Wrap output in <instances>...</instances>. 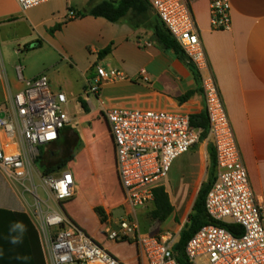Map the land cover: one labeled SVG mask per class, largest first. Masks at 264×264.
Returning a JSON list of instances; mask_svg holds the SVG:
<instances>
[{
  "label": "built area",
  "instance_id": "obj_1",
  "mask_svg": "<svg viewBox=\"0 0 264 264\" xmlns=\"http://www.w3.org/2000/svg\"><path fill=\"white\" fill-rule=\"evenodd\" d=\"M23 11L53 0H16ZM158 19L166 26L200 74L201 90L208 119L206 142L215 149L216 178L206 197V211L214 221L236 225L242 233L208 224L188 241L185 254L189 264H264V194L251 187L217 82L209 72L199 29L188 0H147ZM211 26L215 31H231L230 0H209ZM78 15L70 10L68 19ZM149 45V44H148ZM96 76L88 93L96 96L103 83L125 79L116 69L95 68ZM143 80L150 78L145 70ZM19 79L24 89L8 90L5 109L0 107V167L12 178L32 177L40 146L55 143L71 122L64 92H54L47 76ZM2 78L0 51V79ZM113 139L115 170L130 209L144 208L154 200V189L165 180L175 160L198 142L200 129L191 126L192 114L186 111L143 109L102 104ZM3 115V116H2ZM53 205L43 202L33 211L45 246L48 264H119L65 213L62 203L75 197L77 185L71 171L41 177ZM107 221L105 233L112 243L132 240L147 264H179L169 234L144 236L134 214L126 213L116 223Z\"/></svg>",
  "mask_w": 264,
  "mask_h": 264
},
{
  "label": "crops",
  "instance_id": "obj_2",
  "mask_svg": "<svg viewBox=\"0 0 264 264\" xmlns=\"http://www.w3.org/2000/svg\"><path fill=\"white\" fill-rule=\"evenodd\" d=\"M9 1L12 2V6L8 5ZM98 2L97 0L95 3ZM230 2L232 30L215 31L211 26L210 1L188 0L199 29L209 72L215 78L224 101L252 190L256 195H263L264 0ZM41 6V14L30 15L27 21L38 33V38L31 44L41 42V45L33 50L48 48L51 56L60 58V63L66 62L71 66V70H77L80 78L77 82L83 86L84 93L96 76L95 66L107 70L116 69L126 76L125 79L101 85L99 93L93 95L96 102V106H93L96 110H101L104 104L186 111L192 116L205 113L201 85L191 65L179 59L172 50L161 48L154 40L150 27L133 25L131 14L113 23L101 17L79 16V12L86 9L87 0H53ZM70 10L77 13L78 17L68 19ZM24 13L26 11L19 7L16 0H0V37L4 43L15 41L14 35H10L12 33L10 26L20 23ZM156 18L158 17L153 13V20ZM58 26L61 28L52 33L51 31ZM107 48H111V53L101 57L100 53ZM16 52H20V49ZM8 62L1 52L0 103L5 101L4 104L7 103L8 90L17 93L25 87L24 82L19 79V71L24 80L42 76V72L24 75L22 67H16V75H13L10 73ZM142 70L148 73L149 82L143 80L140 74ZM53 76L54 72L49 71L47 77L51 89L53 88L54 92H63L56 88ZM191 91L195 93L189 99L180 100ZM203 142L208 148L212 146L206 140ZM49 146L44 147L47 150ZM192 149L174 161L167 178L159 185L165 187L173 206V213L166 221L159 222L151 216L155 209L154 200L144 208L132 210L127 207L119 185L121 202L115 211H105L106 218L100 226H105L109 221L116 227L117 221L126 213H130L134 214L138 221L142 235L159 237L169 234L175 239L176 244L182 228L189 219L188 216L187 220L183 221L188 197L193 186L203 177L204 164L197 161L199 171L185 192L174 186L170 173L178 161L185 158L194 159L189 155ZM206 153L208 155V152ZM28 182L31 187L26 185ZM43 202L45 200L39 196L33 175L24 181H18L0 167V264H41V254L44 263L48 264L41 231L33 217V211L38 204L45 207ZM117 210L121 211V214H115ZM98 218L100 220L99 215ZM178 225L182 228L178 229ZM128 241L134 248V254L130 257L114 255L119 264H147L140 257L134 242Z\"/></svg>",
  "mask_w": 264,
  "mask_h": 264
},
{
  "label": "rangeland",
  "instance_id": "obj_3",
  "mask_svg": "<svg viewBox=\"0 0 264 264\" xmlns=\"http://www.w3.org/2000/svg\"><path fill=\"white\" fill-rule=\"evenodd\" d=\"M96 1L94 0V3ZM89 2L90 0H87V6ZM7 3L12 6L11 1ZM41 9L42 6H39L29 12L26 11L20 23L10 26L12 32L10 35H14L15 41L4 43L0 37V51L9 61L8 67L13 75H16V67H22L24 75L42 72V76H47L49 71L50 73L54 72L53 77L55 85H57L56 88L65 92L68 96V104L64 105L63 108L68 111L71 122L63 130L58 143L49 146L47 150L44 146L38 148L39 153L44 155L41 163L46 166H54L67 156H75V161L63 169V171L68 170L74 174L78 186L74 201L67 204V214L112 254L130 257L134 254L133 246L129 243H112L108 241L106 236L102 234L103 230L100 227L98 213H96V208H101L104 212L106 210L109 212L115 211L121 199L114 165L112 140L105 119L100 114L101 110L94 108L96 106L95 97L87 95L88 89H85L84 93L83 86L77 82L80 79L77 70H71V66L66 62L60 63V58L51 56L48 48L24 50L25 45L31 44L35 38H38L37 31L31 28L27 22L29 16H39ZM146 27L149 28L150 26L147 25ZM19 49L20 52H16ZM3 102L5 103V101H2L0 107L5 109L6 104ZM90 102L92 105H90ZM83 103L87 105L88 110L83 108ZM206 152H208V155ZM189 155L193 156L194 159L185 158L178 161L170 173L174 186L185 192L199 171L197 163L201 164L203 162L204 164L203 177L193 186L188 197V205L183 218L184 222L191 213L200 185L204 180H207L210 167L209 148L206 147L205 142L199 141ZM41 177L43 176L39 170V165H33V178L39 196L47 201L48 205L52 206L53 203L48 197ZM26 185L31 187L29 182ZM27 197L32 200L29 194H27ZM44 209L46 210L45 207ZM117 213L121 214V211L117 210L115 214ZM181 228L178 225V229Z\"/></svg>",
  "mask_w": 264,
  "mask_h": 264
},
{
  "label": "trees",
  "instance_id": "obj_4",
  "mask_svg": "<svg viewBox=\"0 0 264 264\" xmlns=\"http://www.w3.org/2000/svg\"><path fill=\"white\" fill-rule=\"evenodd\" d=\"M153 13L154 12L152 10V7L150 6L147 0H103L98 3H94V0H90L86 9L84 11L79 12V16L90 15L96 18L101 17V18L107 19L110 22L115 23V22L120 21L127 15L131 14L133 25L137 27L140 25L147 26V22H149V26L153 30V36H154V40L156 41V43L163 49L172 50L178 56L179 59L187 61V57L184 51L182 50L180 45L177 43V41L172 37V35L170 34L166 26L158 18L153 20ZM60 28L61 27L58 26L55 29H53L51 32L53 33L54 31L59 30ZM40 45H41V42H35V43L27 45L25 48L27 51H31L33 49L38 48ZM110 53H111V48H107L100 53V56L105 57V56H108ZM191 68L195 73L198 83L200 84L201 79H200L199 72L196 70V68L193 65H191ZM194 93L195 91H191L187 93L186 95H184L180 100L186 101ZM82 106L85 110H88V107L86 104L83 103ZM100 114L104 117L102 113ZM105 122L107 124L108 130L110 133V129H109L106 119H105ZM191 126L193 128L200 129L199 141L200 142L205 141L208 135V119H207L206 113H202L200 115H193L191 117ZM62 134H63V131L61 132L59 139L55 143H53V145H55L56 143L60 141ZM110 137H111V134H110ZM111 140H112V147L114 151V144H113L112 137H111ZM43 156H44L43 154H39L38 158L35 161V164L39 165V170L43 177L58 174L62 172L63 169H65L70 163L75 161V156L70 155V156H67L61 159L60 162L54 166H46L41 163V159L43 158ZM209 157H210V167L208 169L207 180L203 183L198 193V196L194 202L192 212L189 215L188 222L185 224V226L181 230L179 240L173 247L175 257L177 261L179 262V264H189L188 258L185 254L186 245L188 241L193 237V235L205 225L215 224L218 226H222L226 228L227 230L234 232L235 235H239L242 233L241 227L214 221L213 219L209 217L206 211V206H205L206 197L216 178V156H215V151L212 146L209 147ZM114 165H115V152H114ZM118 183H119V180H118ZM74 198L75 197L62 203V207L66 214H67L66 212L67 204L72 203L74 201ZM154 202H155V209L151 212V216L155 220H158L159 222L166 221L168 217L173 213V206L171 205L169 195L166 192L164 186H159L154 189ZM96 213H98L100 217V223H104L105 218H106L105 212L101 208H96ZM70 218L73 220V222L77 224V222L72 217ZM77 225L81 229H83L79 224ZM100 227L103 230L102 234L105 235L106 239L108 240L107 235L105 233V226L101 225ZM92 239L95 242H97L94 238ZM97 243L101 247L106 249L110 254H112L107 248H105L99 242ZM119 243H129L130 244L131 242L128 240H124ZM134 245L136 246L135 243ZM112 255L114 256V254ZM41 264H45L42 258V254H41Z\"/></svg>",
  "mask_w": 264,
  "mask_h": 264
},
{
  "label": "water",
  "instance_id": "obj_5",
  "mask_svg": "<svg viewBox=\"0 0 264 264\" xmlns=\"http://www.w3.org/2000/svg\"><path fill=\"white\" fill-rule=\"evenodd\" d=\"M3 116V115H2Z\"/></svg>",
  "mask_w": 264,
  "mask_h": 264
}]
</instances>
